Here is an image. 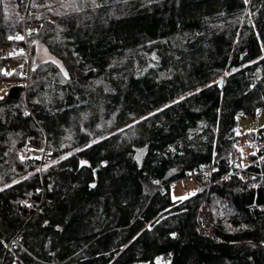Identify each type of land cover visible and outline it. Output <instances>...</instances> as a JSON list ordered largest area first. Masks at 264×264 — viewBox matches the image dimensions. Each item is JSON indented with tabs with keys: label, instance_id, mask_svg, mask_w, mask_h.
<instances>
[{
	"label": "trees",
	"instance_id": "obj_1",
	"mask_svg": "<svg viewBox=\"0 0 264 264\" xmlns=\"http://www.w3.org/2000/svg\"><path fill=\"white\" fill-rule=\"evenodd\" d=\"M4 47L0 264H264V0H0Z\"/></svg>",
	"mask_w": 264,
	"mask_h": 264
},
{
	"label": "built area",
	"instance_id": "obj_2",
	"mask_svg": "<svg viewBox=\"0 0 264 264\" xmlns=\"http://www.w3.org/2000/svg\"><path fill=\"white\" fill-rule=\"evenodd\" d=\"M39 23L37 22H28L27 16L24 18L23 27L21 30L16 32L14 35L11 36V41L16 43V45L13 47V50L15 49L18 54L22 56V71L24 76L25 85H28L30 73H31V65H32V54H31V48H30V38L33 34L37 33V30L39 29ZM17 37H23V39H18ZM8 48L4 47L0 49V59H6ZM14 53V52H13ZM16 66L14 62H11L7 69H6V76L7 79L2 81V85L4 87L9 86L12 83V75L15 70ZM27 114H31V109L27 107ZM35 121L37 123V119L35 118ZM257 126V125H256ZM253 127V132H257V127ZM28 151V149H27ZM214 171V168L211 166H204L203 168L196 169L195 174L201 175L204 177H210ZM199 234L204 237L212 238L215 241H219V239L216 237V235L211 231L210 227L207 224V216L205 213H202L199 218V227H198Z\"/></svg>",
	"mask_w": 264,
	"mask_h": 264
},
{
	"label": "rangeland",
	"instance_id": "obj_3",
	"mask_svg": "<svg viewBox=\"0 0 264 264\" xmlns=\"http://www.w3.org/2000/svg\"><path fill=\"white\" fill-rule=\"evenodd\" d=\"M13 57L15 62H18L16 59L18 57V53L14 51ZM33 58V56H32ZM20 60V59H19ZM23 59L21 57V63ZM5 88L0 83V97L4 94ZM256 120L259 122V127H264V110L259 114L257 119L253 117L243 118L240 120V129L239 134L240 135H246L247 133L253 131V127L256 125ZM243 148V147H242ZM254 151V147L252 149ZM246 152H250L249 146H246L244 148V157H246ZM143 151H140L139 158L142 157ZM197 191V186L194 183H186L184 181H178L175 183L173 189H172V198L174 200H183L191 195H193ZM170 261V257H161L158 260V264H167Z\"/></svg>",
	"mask_w": 264,
	"mask_h": 264
},
{
	"label": "snow or ice",
	"instance_id": "obj_4",
	"mask_svg": "<svg viewBox=\"0 0 264 264\" xmlns=\"http://www.w3.org/2000/svg\"><path fill=\"white\" fill-rule=\"evenodd\" d=\"M245 2H247V0H245ZM18 39H23V37H17Z\"/></svg>",
	"mask_w": 264,
	"mask_h": 264
},
{
	"label": "water",
	"instance_id": "obj_5",
	"mask_svg": "<svg viewBox=\"0 0 264 264\" xmlns=\"http://www.w3.org/2000/svg\"><path fill=\"white\" fill-rule=\"evenodd\" d=\"M221 85H222V82H221Z\"/></svg>",
	"mask_w": 264,
	"mask_h": 264
}]
</instances>
